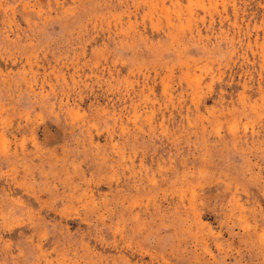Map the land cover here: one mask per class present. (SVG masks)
I'll return each mask as SVG.
<instances>
[{
  "label": "rangeland",
  "instance_id": "374dc122",
  "mask_svg": "<svg viewBox=\"0 0 264 264\" xmlns=\"http://www.w3.org/2000/svg\"><path fill=\"white\" fill-rule=\"evenodd\" d=\"M0 264H264V0H0Z\"/></svg>",
  "mask_w": 264,
  "mask_h": 264
}]
</instances>
